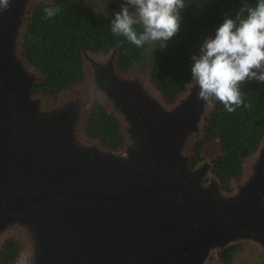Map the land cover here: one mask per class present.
I'll return each mask as SVG.
<instances>
[{
    "label": "water",
    "instance_id": "water-1",
    "mask_svg": "<svg viewBox=\"0 0 264 264\" xmlns=\"http://www.w3.org/2000/svg\"><path fill=\"white\" fill-rule=\"evenodd\" d=\"M52 0H0V250L14 264H208L236 244L264 251V138L224 190L210 163L189 167L219 88L264 79L234 49L208 40L204 65L167 103L148 68L122 70L118 46L83 51L85 77L51 98L24 56L32 10ZM100 103L123 147L89 139Z\"/></svg>",
    "mask_w": 264,
    "mask_h": 264
},
{
    "label": "trees",
    "instance_id": "trees-1",
    "mask_svg": "<svg viewBox=\"0 0 264 264\" xmlns=\"http://www.w3.org/2000/svg\"><path fill=\"white\" fill-rule=\"evenodd\" d=\"M208 40L231 47L244 66L264 67V0H172L166 28L151 40L143 21L127 16L114 4L93 10L85 0H52L34 6L22 49L44 80L34 93L51 98L85 77L83 51L105 54L122 46L118 64L148 68L150 80L167 103L180 96L206 60ZM89 139L114 151L124 145L116 118L95 103L86 122ZM264 138V79L239 80L216 93L203 130L191 146L189 167L208 157L211 173L224 190L240 178L242 160ZM243 247L236 244L218 254L217 264H232ZM19 244L6 240L0 264H14Z\"/></svg>",
    "mask_w": 264,
    "mask_h": 264
},
{
    "label": "rangeland",
    "instance_id": "rangeland-1",
    "mask_svg": "<svg viewBox=\"0 0 264 264\" xmlns=\"http://www.w3.org/2000/svg\"><path fill=\"white\" fill-rule=\"evenodd\" d=\"M172 0H85V5L93 10H102L109 4H114L118 10L127 16L140 18L151 40L157 39L166 28V12ZM200 162L210 163L208 157ZM218 250H213L208 264L218 263ZM19 257L16 262H19ZM15 262V263H16ZM19 264V263H18ZM232 264H264V251H259L252 245L243 247L234 257Z\"/></svg>",
    "mask_w": 264,
    "mask_h": 264
}]
</instances>
